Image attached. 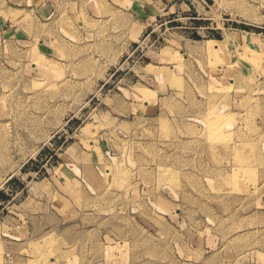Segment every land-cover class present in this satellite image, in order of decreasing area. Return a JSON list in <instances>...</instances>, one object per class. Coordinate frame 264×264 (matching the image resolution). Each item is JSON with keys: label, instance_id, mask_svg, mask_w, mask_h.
Listing matches in <instances>:
<instances>
[{"label": "rangeland", "instance_id": "374dc122", "mask_svg": "<svg viewBox=\"0 0 264 264\" xmlns=\"http://www.w3.org/2000/svg\"><path fill=\"white\" fill-rule=\"evenodd\" d=\"M0 264H264V0H0Z\"/></svg>", "mask_w": 264, "mask_h": 264}, {"label": "bare ground", "instance_id": "6f19581e", "mask_svg": "<svg viewBox=\"0 0 264 264\" xmlns=\"http://www.w3.org/2000/svg\"><path fill=\"white\" fill-rule=\"evenodd\" d=\"M215 44H217L216 42H214ZM219 44L220 43H218V45H214L215 46V48L216 47H218L219 46ZM239 158V157H238ZM247 158V157H246ZM246 158H244V156H240V161H239V163H242L243 161H244V159H246ZM215 174H217V173H215ZM217 177V176H216ZM227 177V176H226ZM221 188V187H220Z\"/></svg>", "mask_w": 264, "mask_h": 264}]
</instances>
